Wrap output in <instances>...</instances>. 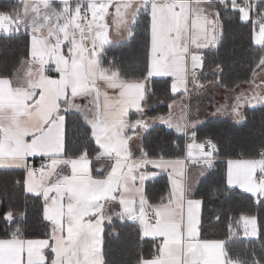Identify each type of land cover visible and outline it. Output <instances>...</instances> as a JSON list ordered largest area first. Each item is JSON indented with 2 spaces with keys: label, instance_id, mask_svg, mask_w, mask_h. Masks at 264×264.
Here are the masks:
<instances>
[{
  "label": "snow or ice",
  "instance_id": "snow-or-ice-1",
  "mask_svg": "<svg viewBox=\"0 0 264 264\" xmlns=\"http://www.w3.org/2000/svg\"><path fill=\"white\" fill-rule=\"evenodd\" d=\"M229 10L242 23L252 24L251 41L261 52L257 67H264V6L253 0H19L0 11V37L11 39L23 31L29 39L18 66L0 73V167L25 170L24 191L42 199L36 223L46 229L42 235L30 234L34 225L25 211L0 207L5 229L0 264H108L104 234L113 217L133 222L141 240L151 238L154 252L150 258L141 255L136 264H264V254L242 259L230 248L241 230L244 237L264 234V222L256 214L230 217L223 239L202 238L204 200L195 198L185 168L189 162L198 164L201 175L213 168L219 155L216 142L206 138L196 143L193 130L186 158L176 159H165L162 150L153 158L143 144L137 156L132 147L134 138L150 127L145 109L157 83L154 78H170V84L161 82L173 94L183 89L190 95L189 83L194 90L204 86L196 72L203 66L200 50L216 47L222 14ZM141 13L147 21L144 66L122 69L115 58L105 61V45L112 43L109 28L133 37ZM77 98L86 103H76ZM248 102L264 103V95L256 93ZM70 109L88 126L86 136L90 131L72 154L64 114ZM232 114L244 119L238 104ZM150 119L184 136L196 127L184 115L176 123L171 117ZM258 156L229 158L224 180L229 189L248 193L260 208L264 146ZM29 157L46 163L36 168ZM92 159L109 163L93 175ZM148 165L171 169L168 191L155 203L145 186L156 175ZM67 169L70 174H65ZM112 231L118 235L117 229Z\"/></svg>",
  "mask_w": 264,
  "mask_h": 264
},
{
  "label": "trees",
  "instance_id": "trees-1",
  "mask_svg": "<svg viewBox=\"0 0 264 264\" xmlns=\"http://www.w3.org/2000/svg\"><path fill=\"white\" fill-rule=\"evenodd\" d=\"M16 4H18L16 0H0V11L10 10ZM141 17L134 28L133 37H129L124 43L105 47L103 52L105 61L115 58L118 61L117 66L122 69L130 67L139 70L144 66L147 21L143 17H146V14L141 13ZM221 22L223 31L220 41L216 47L203 52L201 80L203 78L212 82L216 77L225 87H228L235 83L246 82L251 77L250 74L252 75L257 68L261 52L259 46L251 41L252 24L242 23L238 15H233L231 10L226 15L222 14ZM28 43L29 39L24 32L11 39L0 37V73H10L18 65L19 60L26 55ZM217 65L220 66L219 69ZM107 66L105 63V67ZM154 80L157 83L153 85V94L145 109V119L167 114L169 105L179 97L173 95L170 89L165 91L161 81L168 79L154 78ZM65 115L67 149L68 154H72L86 143L90 131L86 136L88 126L77 113L69 111ZM135 118L136 115L133 114L132 119ZM193 130L196 131L198 141L210 138L219 146V155L214 161L213 168L207 170L194 189L195 198L204 200L202 238H225L229 218L238 219L241 213L256 214L261 222H264V207H256L249 199L248 193L237 188L229 189L224 180L226 162L229 158H259L258 153L264 146V103L246 108L241 123L208 120L197 125ZM191 132L188 130V136H184L165 125L155 124L142 132L141 144L153 158L159 156L161 150L165 158H182ZM92 147H96L94 142ZM93 156L95 153H92ZM22 177V170L0 169V207L6 209L12 205L20 211H25L28 223L34 225L29 230L30 234L36 231L42 235L46 229L36 223L42 210V200L33 194L26 193L21 183H16L21 181ZM168 187L167 177L161 175L148 182L147 192L155 203L167 192ZM217 216L220 218L219 221L215 219ZM113 228L117 229L118 235L113 233ZM4 231L3 225L0 224V238H3ZM104 236L103 251L108 264H136L141 255L148 258L154 252L151 239L141 240L138 228L131 221H113L111 226L106 227ZM235 240V243L230 244L233 255H239L242 259H251L253 256L259 259L264 254V234L246 238L241 230Z\"/></svg>",
  "mask_w": 264,
  "mask_h": 264
},
{
  "label": "crops",
  "instance_id": "crops-1",
  "mask_svg": "<svg viewBox=\"0 0 264 264\" xmlns=\"http://www.w3.org/2000/svg\"><path fill=\"white\" fill-rule=\"evenodd\" d=\"M19 1V0H18ZM255 4H260L261 6H264V0H255L254 2ZM112 12L115 11V9H111ZM107 22L109 25H111V22H112V18L111 16L107 17ZM252 19L255 20L256 19V15L255 13H253L252 15ZM109 32H110V40L112 41V43L108 46L105 45V47H109V46H115V45H118V44H121V43H124L125 41H127L129 39V36L126 34V33H122V34H117L115 30H113L112 28H109ZM210 48V47H209ZM209 48H205V49H202L200 50L202 52V54H204L203 52L206 50V49H209ZM18 66V65H17ZM16 66V67H17ZM169 80V84L171 82L170 78H166ZM190 90V95H186L184 94L183 92V89H181V91L177 94H173V95H177L179 96L177 99H175L173 102L177 103V102H180L181 103V107L177 106L175 108V111H170L168 112L167 114L165 115H161V116H156V117H164L165 119H168L169 117H171L172 119V122L173 123H176L179 118L181 117V115H184L187 119V122L189 125H191V123L193 121L196 122V126L201 124L202 122L204 121H208V120H211V119H225V120H229L228 116H231L232 115V107H227V110L225 112H223L222 116H207V115H204L205 111H206V104L209 103L210 101H207L208 100V96L209 95H212L214 96L215 94V91L218 93L219 92V87L218 86H215V91L213 89V87H210V88H207L205 92L201 93L200 95H196L194 96V94H197L198 92H196V89L194 90L193 87L189 89ZM109 92V95H113V91L111 89L108 90ZM182 97H186L185 100H182L181 98ZM202 97V99H201ZM213 98V97H212ZM214 100V99H212ZM249 100V99H248ZM247 99L244 100V105H243V109H246V108H251V107H255L257 105H259L260 103L258 102H253V103H249ZM76 103L78 104H83V103H86V101L80 99V98H77L76 99ZM212 103V102H210ZM213 104V103H212ZM176 105V104H175ZM170 108V107H169ZM177 109V111H176ZM241 110V111H242ZM69 111L71 112H74V113H77L78 115H80L79 112H77L75 109H70ZM68 111V112H69ZM134 112V110H133ZM243 114V112H241ZM65 114V113H64ZM81 116V115H80ZM82 118V116H81ZM152 118V117H150ZM150 118H147V120H149V124L150 126L152 125H155V124H162V125H165L167 126L165 123H163L161 120L159 119H156V120H151ZM83 119V118H82ZM84 121V120H83ZM232 121V120H231ZM240 121H243V120H240ZM238 122V123H241V122ZM170 129H173L174 128H170ZM190 131H193V129L189 128ZM175 131V130H174ZM142 132L140 133V135L138 137H135L134 140H133V144H132V147H133V151L136 153L137 156H139V147L141 145V139H142ZM176 132V131H175ZM179 134H182V133H179ZM183 135V134H182ZM191 142V139L189 138V140L186 141V145L187 143H190ZM196 143H200L197 139H196ZM186 145H185V155L184 157L182 158H186ZM196 155V153L194 152V156ZM94 157V156H93ZM38 159H43L41 157H29L28 160H29V163L31 164L33 161L35 160H38ZM165 159H176V158H165ZM258 159V158H257ZM92 172H93V175H97L99 170L102 169L105 164L109 163L107 161H104V162H97L95 159H92ZM188 164V163H187ZM192 164H195V163H192ZM198 166V164H195ZM226 165H227V162H226ZM187 166V165H186ZM0 169H19V170H22V173H23V177H22V180L25 176V170L22 168V167H0ZM147 170L149 172H154L156 173V175L154 177H151L149 178L148 180L145 181V186H146V189H147V184L149 181L153 180L154 178L158 177V176H161V175H165V177H167V180H168V183H169V172L171 171V169H168V170H163L161 168H153L152 165H148L147 166ZM65 174H70V169H67L65 171ZM205 175V174H204ZM203 175V176H204ZM201 176V177H203ZM200 177V178H201ZM200 178L198 179L197 181V184L200 180ZM22 180H21V185L23 187V183H22ZM197 186V185H196ZM24 189V187H23ZM195 189V188H194ZM240 189V188H239ZM168 191V190H167ZM194 191V190H193ZM28 194H31V193H28ZM34 195V194H33ZM42 200V199H41ZM115 220H118L120 221L119 219L113 217V221ZM107 224V222H105ZM137 227V226H136ZM138 228V227H137ZM145 239H151V238H145ZM150 258V257H148Z\"/></svg>",
  "mask_w": 264,
  "mask_h": 264
},
{
  "label": "rangeland",
  "instance_id": "rangeland-1",
  "mask_svg": "<svg viewBox=\"0 0 264 264\" xmlns=\"http://www.w3.org/2000/svg\"><path fill=\"white\" fill-rule=\"evenodd\" d=\"M17 3L19 2L18 0H16ZM23 32V31H22ZM221 38V36H220ZM219 38V41H220ZM108 46V45H106ZM213 47H210L209 49H211ZM201 71V68H199ZM53 75L55 76V73H53ZM250 78L246 81V82H239V83H235V85H229L228 87H225L223 83L220 82V80H218L216 77H214L213 81L210 82L208 79L204 80L202 78L201 80V75L199 76V81L201 84H203L204 86L202 88L196 89V92H198L197 94H194V96H198L201 93L205 92L207 88L213 87L214 91H215V86L219 87V92L217 93L215 91L214 96L209 95L208 96V100L212 103H207L206 106V111L204 113V115L207 116H222L223 112H225L227 110V107H232L236 106L237 104L239 105V111L240 113L243 112L242 116L244 117V110L243 109V105H244V100L245 99H250L254 94L256 93H260L261 95H264V67H257L253 72L252 75L250 74ZM213 97V98H212ZM239 98V100H238ZM182 100H185L186 97H182ZM202 99V97H201ZM214 99V100H212ZM176 104V105H175ZM263 103H260L259 105H261ZM171 108H169V111H175V108L177 106L181 107V103L180 102H172L171 104ZM257 105V106H259ZM242 110V111H241ZM177 111V109H176ZM229 120L226 121H231L234 123H238L240 120H237L236 118H234L233 114L231 116H228ZM147 119V118H146ZM211 120H215V119H211ZM217 120H225V119H217ZM242 122V121H240ZM203 141V140H199ZM190 142V141H189ZM226 169H227V165H226ZM208 169H204V174H206ZM185 171L187 173L188 176V182L192 185V190H194V188L197 185V181L198 179L203 176L201 175V168L198 165L192 164L191 162H189L185 168ZM237 189H239L238 187H235ZM241 191H243L242 189H239ZM246 238H254V237H246Z\"/></svg>",
  "mask_w": 264,
  "mask_h": 264
},
{
  "label": "built area",
  "instance_id": "built-area-1",
  "mask_svg": "<svg viewBox=\"0 0 264 264\" xmlns=\"http://www.w3.org/2000/svg\"><path fill=\"white\" fill-rule=\"evenodd\" d=\"M254 2H255V0H253V3H254ZM203 57H204V54H203ZM196 72H197V76L199 77V76L201 75V71H200V69L198 68V69L196 70ZM192 87H193L192 84L189 83V89L192 88ZM42 163H46V161H45L44 159H38V160L33 161V162L31 163V165H33V166L36 167V168H39V167L41 166Z\"/></svg>",
  "mask_w": 264,
  "mask_h": 264
}]
</instances>
